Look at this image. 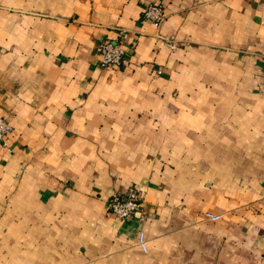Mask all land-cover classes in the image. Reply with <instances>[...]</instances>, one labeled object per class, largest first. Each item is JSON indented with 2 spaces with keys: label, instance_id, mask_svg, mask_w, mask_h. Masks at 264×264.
<instances>
[{
  "label": "crops",
  "instance_id": "obj_1",
  "mask_svg": "<svg viewBox=\"0 0 264 264\" xmlns=\"http://www.w3.org/2000/svg\"><path fill=\"white\" fill-rule=\"evenodd\" d=\"M150 2L0 0V264H264V0Z\"/></svg>",
  "mask_w": 264,
  "mask_h": 264
},
{
  "label": "built area",
  "instance_id": "obj_2",
  "mask_svg": "<svg viewBox=\"0 0 264 264\" xmlns=\"http://www.w3.org/2000/svg\"><path fill=\"white\" fill-rule=\"evenodd\" d=\"M144 18L156 24L164 21L166 15L163 11L161 0H151L144 12ZM119 35L118 39L105 38L98 43L96 52L102 68L117 67L123 64L126 55L124 44L130 34L127 30H120ZM162 38L165 45L171 50L178 48L179 41L175 36L166 35ZM158 72L161 73V70ZM12 130L11 124L0 116V143L9 153L13 152V148L8 142V137ZM142 203V192L138 188H130L125 192L113 194L109 199L108 207L110 212L119 218H131L136 212L140 211ZM205 216L212 221H218L222 218L221 214L209 211L205 213ZM138 243L144 252L148 251V239L144 231L139 233Z\"/></svg>",
  "mask_w": 264,
  "mask_h": 264
}]
</instances>
